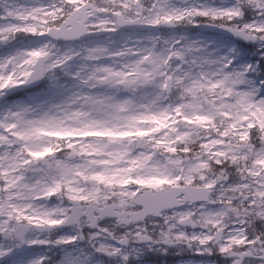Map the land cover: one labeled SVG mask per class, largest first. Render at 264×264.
Listing matches in <instances>:
<instances>
[{
    "label": "snow or ice",
    "instance_id": "6c2138e0",
    "mask_svg": "<svg viewBox=\"0 0 264 264\" xmlns=\"http://www.w3.org/2000/svg\"><path fill=\"white\" fill-rule=\"evenodd\" d=\"M250 7L245 35L236 0H0V264H49L48 250L82 239L84 220L121 215L128 197L146 210L173 202L171 186L190 180L173 175L178 156L218 120L244 111L264 130V0ZM243 40L259 59L216 54ZM81 57L69 89L55 73ZM61 264L89 258L66 250Z\"/></svg>",
    "mask_w": 264,
    "mask_h": 264
},
{
    "label": "clouds",
    "instance_id": "9594fccd",
    "mask_svg": "<svg viewBox=\"0 0 264 264\" xmlns=\"http://www.w3.org/2000/svg\"><path fill=\"white\" fill-rule=\"evenodd\" d=\"M236 2L242 6L238 9L241 19L232 25L233 30L250 35L251 24L247 17L254 14L250 7L254 0ZM229 19L236 20L235 17ZM248 43L243 40L225 47L221 42L216 54L227 56L230 47L239 48L248 56L255 54V50L241 47ZM239 67V63L234 65V68ZM84 71L85 62L81 57L68 66V71L61 69L55 76L71 89L75 82L69 79L70 72ZM261 99L264 93L257 92L254 102L258 104ZM245 115L247 113L241 111L234 120H218L214 127L193 136L185 146L190 155L178 156L184 163L179 172L173 173L190 176V180L171 186L176 189L173 202L146 210L136 199L128 197L120 209L121 215L99 214L94 226L84 220L83 238L67 249L54 248L48 254L49 264H61L66 250L88 257L89 264H121L119 257L132 255L133 249L139 250L140 257L148 252L170 250L175 254L190 253L201 247V241L209 255L196 264H264V241L260 240L264 235V165L259 163L264 159V130L250 129V118L246 121ZM233 123L235 129L231 128ZM224 130L229 133L227 137L222 134ZM189 168L194 170L189 171ZM125 190L141 191L135 184ZM177 202L184 207H174ZM45 203L52 208L58 200ZM68 231H75V227ZM21 264H27V260H22Z\"/></svg>",
    "mask_w": 264,
    "mask_h": 264
},
{
    "label": "rangeland",
    "instance_id": "374dc122",
    "mask_svg": "<svg viewBox=\"0 0 264 264\" xmlns=\"http://www.w3.org/2000/svg\"><path fill=\"white\" fill-rule=\"evenodd\" d=\"M193 254H194V255H199V254H198L197 252H195V251L190 252V253H189V259H188L189 264H196V260H194L193 258H191ZM144 255H145V254H144ZM144 255H142L138 261L142 260V257H144Z\"/></svg>",
    "mask_w": 264,
    "mask_h": 264
},
{
    "label": "flooded vegetation",
    "instance_id": "af4514ba",
    "mask_svg": "<svg viewBox=\"0 0 264 264\" xmlns=\"http://www.w3.org/2000/svg\"><path fill=\"white\" fill-rule=\"evenodd\" d=\"M250 58H252V56Z\"/></svg>",
    "mask_w": 264,
    "mask_h": 264
}]
</instances>
